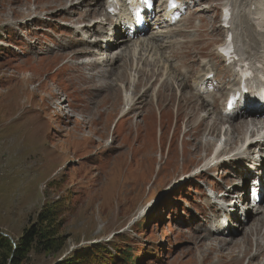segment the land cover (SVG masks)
<instances>
[{"label":"rangeland","instance_id":"1","mask_svg":"<svg viewBox=\"0 0 264 264\" xmlns=\"http://www.w3.org/2000/svg\"><path fill=\"white\" fill-rule=\"evenodd\" d=\"M78 1L0 0V233L19 240L25 229L37 221L45 205L62 202L65 222L58 232L62 246L53 253L32 252L23 264H60L74 253L96 245L130 250L133 261L139 260V264H248L250 255L242 258L239 254L240 262L227 253L223 258L221 252L225 251L219 250L217 255L211 248L207 252L206 246H201L202 239L192 238L196 227L208 229L220 218L216 217L217 206L208 196H212L209 183L222 188L217 194L231 191L235 196L251 186L253 179L245 167L248 164L242 166L245 173L234 177L238 174L235 161L220 167L215 176H194L210 164L208 159L214 148L209 149L207 141L217 145L227 138L240 141L241 125L235 126L237 134L232 133L231 125L213 124L214 135L201 137L211 128L209 122L201 123L204 113H199L194 105L195 97L183 94L185 99L181 95L182 101H178L176 86L164 88L157 84L153 88H160V98L155 94V100V96L149 97L148 102L143 99L141 108L124 117L128 110L124 98L133 92L132 88L126 89L127 79L112 82L117 90L100 95L98 89L109 83L97 79L93 84L81 77V68L73 69L68 63L64 66L72 52L82 49L84 38L100 44L79 63L116 55L103 45L107 41L113 43L118 23L105 26L99 35L88 30L77 34L83 25L106 21L100 16L82 21L79 26L72 25ZM98 1L104 10L106 0L93 2ZM183 1L186 6L180 15L187 22L160 27L156 14L166 0H156L146 36L167 33L158 45L174 41L173 47L196 62L201 53L211 56L219 80L227 83L229 74L216 53L224 42L220 25L227 0ZM243 2L240 0L238 6ZM237 18L239 25L242 14ZM98 29L99 26L94 28ZM177 31L188 34L173 37ZM119 32L123 35L128 31L121 27ZM237 41L246 50L243 36ZM63 46L69 49H62ZM63 52L70 57L62 56ZM209 60H200L196 68ZM132 66L120 62L116 71ZM84 72L89 74L86 69ZM150 72L142 73L143 82L135 99L149 84L144 79L150 80L145 78ZM227 87L215 94L222 96ZM63 102L62 109L58 103ZM222 102L223 98L217 104L220 110L224 108ZM227 130L228 137H224ZM259 135L264 137V130ZM253 151L254 157L264 155V149L260 151L257 146ZM231 152L224 156L228 158ZM213 173L214 170L210 174ZM246 201L253 207L250 196H246ZM261 205L264 206V199ZM253 237L247 242L246 253ZM197 243L201 246L198 252ZM232 250L231 254H235L240 249ZM203 256L206 262H201Z\"/></svg>","mask_w":264,"mask_h":264},{"label":"bare ground","instance_id":"2","mask_svg":"<svg viewBox=\"0 0 264 264\" xmlns=\"http://www.w3.org/2000/svg\"><path fill=\"white\" fill-rule=\"evenodd\" d=\"M93 1L94 0L81 2V0H79L76 3V14L73 15L76 17V20H72L71 24L79 26L80 22L86 21L87 19L92 20L100 16L105 17V22H91V24L83 25L80 31L76 30L77 34L88 30L92 32L93 35H99L103 33L105 26L111 27L113 26V24L118 23V26L116 28V30L118 29V31L116 32L117 36L115 39H111L113 40V43H110L111 41H107L106 44L104 43L105 45H103V48H105L109 52L111 51L112 53H116V55L114 57H101L100 59L89 60L87 62L82 61V63H79L81 59H84L91 55V48H94L96 50V47L100 44L98 40L91 42V40L88 39V41H86V38H84L85 42L82 43L83 46L80 51L72 52L71 57L69 53L63 52L62 56L68 55L70 57V59H66V63L64 64V66L68 63L71 64L73 69L81 68V77H83V79L85 78L88 82H92L93 84L96 83L97 79H102L104 81L103 83H109V85H105V87L98 89L100 95L102 93L109 94L111 91L117 90L116 87L112 85V82L118 83V81L122 82L127 79L126 89L127 91H131L132 88L133 92L132 95L129 94L126 99L124 98V100H126L125 106L128 107V110H125V112L123 113L124 117L127 114L136 112L137 107L141 108L139 104L144 105L143 99L147 100L149 99V97L152 98V96H155V94L160 95V93H157L158 91H160V88L156 87L158 90H156V88H153V86L157 84V86L164 88L176 86V88H178L177 92L180 94V98L178 101H182L181 95L183 96V94H189L190 96L192 95L191 97H195L196 104L194 105H197V108L200 110L199 113H204L201 114V123L206 122L205 124H207L209 122L210 126L208 127L211 128L209 133L207 131L206 133L204 132L199 135L201 137H208V135L210 136L213 134V124L217 125L218 123V126L220 124L222 127L231 125L233 126L232 133L236 132L237 134L238 130L235 128V126L241 125L243 139H241L240 141H235L234 139L233 141H230L227 138V144L225 145L226 147L221 153L214 154V152L216 151L215 148H217L218 146L217 142L212 143V141H207L208 143L206 144H209L208 148H214L211 154V158L208 159V162H210V164L202 167V172L196 173L194 174V176H215L220 167H225L227 163H230V161H232L231 157L225 158L224 155H228L230 151H232L231 153H233V149L237 148L239 145L243 146L247 142L244 145L245 147L248 143H250L247 152L242 150L244 149V147L241 148V150L237 151V155L234 154V159L236 161L234 163L231 162L234 164V166L236 165L238 167V174L234 175V177H239L242 175V173H245V169L242 170V166L244 164H248L245 167H247L248 172L251 175L250 177L253 180L256 179L258 181L257 184H261L259 185V187L257 186V192L263 197L264 155H262L263 157L256 155V157L259 158L258 159L254 157L255 154L253 150L255 146H257L260 151L264 149V143H262L264 142V137H261L259 135L260 132L264 130V103L259 102V99H257L259 98L257 97V93L254 96L255 88L264 91V0H244V2L240 6H238L240 0H227L225 6L222 8V10H225V8L227 7H232L233 10V20L230 28H224L222 25H220L221 31L224 33V40H226L227 35L230 33L234 34L236 41L239 36H243V45L246 46V50H244L242 46L240 48V46H238L239 42L237 41L236 47L240 52V59L238 63L241 65L245 63L248 64L251 68L252 73V77L247 80L245 79L247 76L244 77L240 74V72L237 71L236 64L226 65L225 61L222 60V58L219 56L217 47V56L220 58L221 62L224 63V68L229 74V81L227 83L225 81L219 80L218 69H216V66L213 63L212 59L209 58L211 56L207 57L206 55L201 53L196 62L184 55L183 51L179 52L177 47H173L172 43H174V41L170 42L169 45L159 46L158 43L161 42L163 38H166L168 36L165 32H158L156 34H153V36L151 37H147L145 34L146 29L140 31L139 28L136 27V31L134 33L135 35H130L129 33H124L122 35L121 32H119V29H121V27H123V29L127 31L132 30L135 27L136 21L133 15L138 8L143 6L140 0H115L116 3L121 4V7L116 8V17L113 18L110 17V14L108 13L110 0H106L104 10L100 8L99 1L97 2V4H95ZM178 1L182 4L180 6V9H184L186 3L183 0ZM80 7L88 9L87 11H84L83 9H80ZM78 8L80 9V11L78 10ZM176 12H179V10L168 12L167 4H165L164 6H160V9L157 11L156 15L157 18H159L157 20V24H159L160 27H168L173 25ZM239 14H242V20L239 25H236V20H238L237 16H239ZM47 16L48 19H51V15ZM182 21L187 22L186 20L181 19L180 23ZM96 26H99V29L97 31L94 30ZM187 34L188 33H185L184 31H177L173 34V37H182ZM136 36L138 37L136 38ZM63 48L65 50L69 49L67 46H63L62 49ZM95 54L97 55V53ZM202 59L210 60L207 63L200 64V67L197 69L196 66ZM120 62H123V64L129 62L131 65H133V68L130 67V69H128L126 67L127 69L125 68L122 71L119 70L118 73V70L116 71V67ZM84 69L88 70V75H86ZM117 69H120V67H118ZM129 70H131L132 72H129ZM146 71H153L152 73L150 72V75H145V78L148 77L150 80H152L150 81L148 79H144V81L149 82V84L146 87L144 86V91L138 94L135 99V93H138L139 91L138 86L143 82L142 73ZM133 73L135 75H133ZM211 74L214 75L212 80H210ZM112 77H114V79H112ZM218 84H221V86H219ZM207 85H209V89ZM225 85H227L228 87L225 89V92L224 94H222V96H218L217 94H215L219 93L221 89H224ZM204 88L206 90H203ZM232 94H234V97H238L239 95H241V98L239 103H237L238 105L236 109L230 111L228 110L227 103ZM261 95L264 97V93ZM157 96H155L153 100H155ZM66 97L68 96L66 95ZM208 98H211L212 100L209 101ZM221 98H223V110H220L217 105ZM183 99H185V96H183ZM148 101L150 100H147V102ZM64 103L65 102H63L62 104H58L62 108V105ZM243 103L246 105H244ZM248 118L251 119L249 120ZM241 132L239 133L241 134ZM223 134L224 137H228L229 131L227 130ZM249 136L250 138L247 140ZM234 142H237V145L234 144L230 146ZM222 158H224L223 161H221ZM252 160H254V162H251ZM212 170H214L215 173L210 174ZM226 180L229 181L228 177L225 178L224 181V183L227 184ZM209 184V188L211 191L210 193H213V195L215 194L216 197L211 196V194H208V196L210 197L212 203L217 206L215 209L227 214L228 222H225L224 217L221 216V219L218 221V223H214L212 226H210L208 228L209 230L202 226H198L195 228L192 238L202 239L203 242H199L202 243V247L206 246L207 252L212 251L213 249L212 253L215 252L218 255L220 253H217V251H225L221 252L223 258L224 253H227L229 256L232 255L230 256L232 259L234 257L237 262H240L241 259L239 254L242 255V258L246 255H250L248 264H264V206L261 205L262 202H260L258 209H254L257 205H254L252 207L251 205H249L250 203L240 206L239 203L242 202L241 200L244 199L243 197L241 200L237 197L236 202H234L236 196L232 195L231 193L234 198H231L230 201H227V195L217 194V191L222 190V188L217 186L215 182ZM234 190H236V188H234ZM240 196L242 195L240 194ZM227 207L230 210L228 212H225L227 210ZM230 221H233L234 227L239 226L237 227L238 229H235L232 226H228ZM252 235H254V237L252 238L253 244L252 247H250L249 252L246 253L248 251L247 247L249 245L247 242L250 241V237ZM199 244L200 243H197L196 245L195 251L197 252L200 251L198 249L201 247ZM234 248H238L240 250H237L235 254H231L233 251L232 249ZM206 260V256H203L201 258V262H206Z\"/></svg>","mask_w":264,"mask_h":264},{"label":"trees","instance_id":"3","mask_svg":"<svg viewBox=\"0 0 264 264\" xmlns=\"http://www.w3.org/2000/svg\"><path fill=\"white\" fill-rule=\"evenodd\" d=\"M64 209L62 202L45 205L37 215V221L25 229L19 240L12 241L0 233V264H23L32 252H57L62 246L58 232L65 222L61 215ZM133 257L125 248L110 249L106 245H96L74 253L60 264H139V260L133 261Z\"/></svg>","mask_w":264,"mask_h":264},{"label":"water","instance_id":"4","mask_svg":"<svg viewBox=\"0 0 264 264\" xmlns=\"http://www.w3.org/2000/svg\"><path fill=\"white\" fill-rule=\"evenodd\" d=\"M2 234V233H1ZM4 237H6V238H10L9 236H7V235H5V234H2ZM12 241H13V239L12 238H10Z\"/></svg>","mask_w":264,"mask_h":264}]
</instances>
